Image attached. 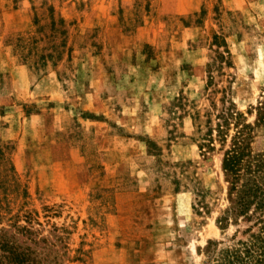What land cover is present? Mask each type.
Masks as SVG:
<instances>
[{"label": "rangeland", "instance_id": "obj_1", "mask_svg": "<svg viewBox=\"0 0 264 264\" xmlns=\"http://www.w3.org/2000/svg\"><path fill=\"white\" fill-rule=\"evenodd\" d=\"M262 104L264 0H0V226L63 264H202L237 230L206 133Z\"/></svg>", "mask_w": 264, "mask_h": 264}, {"label": "trees", "instance_id": "obj_2", "mask_svg": "<svg viewBox=\"0 0 264 264\" xmlns=\"http://www.w3.org/2000/svg\"><path fill=\"white\" fill-rule=\"evenodd\" d=\"M257 115L253 123L236 106H228L217 114L220 120L216 127L210 126L206 133L207 147L216 149L217 141L221 143L229 183L230 203L220 222L224 229L236 224L237 230L224 239L210 241L202 264H264V152L253 148L256 132L264 124V104ZM194 116L197 120L201 113ZM26 221L0 226V264H63L57 243L40 233L32 221ZM241 221L247 225L242 227Z\"/></svg>", "mask_w": 264, "mask_h": 264}]
</instances>
